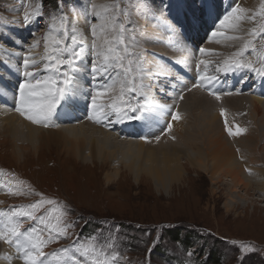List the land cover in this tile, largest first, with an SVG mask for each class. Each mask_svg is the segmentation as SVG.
<instances>
[{
  "label": "rangeland",
  "instance_id": "obj_1",
  "mask_svg": "<svg viewBox=\"0 0 264 264\" xmlns=\"http://www.w3.org/2000/svg\"><path fill=\"white\" fill-rule=\"evenodd\" d=\"M237 3L247 9L250 13L248 15L254 19L245 22L240 31L221 29L225 33L223 36H212L211 33L219 27V19ZM258 3L255 9H252L245 6L243 0H0V24L2 22L12 24L2 26L10 29V32L14 31L22 40L19 44V41L16 43L14 36L9 38L5 33L0 36L3 42L19 46L21 49L18 57L6 55L15 66L6 67L0 61V71L6 72L0 73V87L18 92L15 83L19 85L25 78L22 75L23 55L30 52V58L37 59L39 68L42 69L43 60L51 52L52 47L48 46L52 45L51 40H48L46 47V38L51 36L63 40L64 47H71V37L75 35L78 41L84 42L85 53L79 64L74 66L76 73L70 69L67 71L73 80L79 77L78 80L83 82L82 77L80 80L83 70L84 77L89 78L86 80L89 89L96 88L100 81L93 79L91 72L93 59L91 44L94 39L91 25L100 23L99 19H92V14L99 12L101 16L108 18L116 16L118 19L115 21L116 29H113L111 24L108 31L103 34L97 29L96 42L103 44L105 37L113 40L118 36L119 24L123 23L128 28L125 35L126 43L132 45L129 53L134 54L130 56L120 49V54L125 57L123 61L125 68L132 67L131 72L126 77L121 75L107 81L110 85L105 91L107 96L104 95V99L99 101L106 100L107 104L115 102L113 88L120 83L119 81L128 83L127 90L131 91L132 82L128 81L135 76V86L141 90L145 82L150 83V80L158 77V82L165 90L161 92L162 104L176 98L173 101L191 115L190 124L198 127L200 124L198 115L202 108L196 107L198 100L192 101L189 98L190 94L197 90L204 93L203 97L209 94L213 96L210 89H206L202 83L199 84L202 87H193L199 79L195 78V72L202 75L200 70L205 67L199 64V61H210L207 67L208 74L222 77L223 72H217V66L222 65L229 57L235 58V53L251 42L242 58L251 62L255 59L253 65L264 68V16L261 15L264 0H259ZM91 5H95V8ZM25 12L30 16L28 24L23 23ZM38 13L43 15L40 16ZM61 24H64V29L61 28ZM28 27L32 33L27 30ZM185 28L192 33L190 42L187 37L184 39ZM253 29L256 30L255 34ZM143 33L145 35H142ZM133 34L135 40L131 38ZM54 47L57 45L53 44ZM199 48L210 51L200 53ZM157 51L161 52L159 56ZM34 53L39 57L35 58ZM167 56L177 57L183 71L173 72L165 62ZM60 58H67V53L62 54ZM129 59L132 60L131 65L128 63ZM135 62L138 66L133 67ZM152 64H156L154 68L150 67ZM139 66L144 67L145 72ZM33 68L28 70L35 71V67ZM242 71L244 72L242 76L240 75L241 78L231 86L232 93L226 95L235 94L240 90H238V86L241 85L238 84L240 79L248 75L259 77L249 70L241 69L240 72ZM171 74L176 77L175 81L170 79ZM42 75L48 73L44 72ZM189 78L191 84L186 90H181L183 84L185 85V79ZM56 79L60 80V75ZM224 79L231 81L226 77ZM169 80L172 82H165ZM10 81L16 82L10 86ZM103 82L105 81H101ZM215 83L217 84V82L211 84V88L216 85ZM254 83L255 81L251 80L248 86ZM150 84L141 90L142 94L150 91L158 94V91H161L159 86L150 87ZM190 85L192 88H188ZM135 86L132 91L135 95L130 92L131 94L128 93L124 99L122 94L123 100H133L136 94L141 95L140 91L135 90ZM13 87L16 90H12ZM68 87L71 89L72 85ZM250 87H242L240 92L251 96L256 93L259 86L255 84ZM175 92L181 95L186 92V99L178 98ZM81 95L77 97L80 98ZM220 95L222 98L225 94ZM73 96L75 95L72 94ZM0 100L2 103L5 102L1 98ZM68 104L70 106L73 103L69 101ZM190 104L194 107L191 108ZM204 105L206 107V104ZM227 107L232 108L236 122L234 125L245 129L247 132L243 134L250 137L248 157L257 159L260 163L252 165L254 170L251 168L248 174H253V177H250L252 181L260 182L262 177L257 169H264V106H261L259 112L251 107L239 109L238 105L233 106L231 103ZM223 108L224 106H219L218 109ZM1 118L2 116H0L2 131ZM229 123L231 122L228 121ZM224 125L221 126L220 122L218 128L211 132L204 130L203 126L196 128L192 138L195 144L191 145L189 153L192 152L193 158H197V153H202L199 160L204 158L208 169L190 163L183 152L181 178L169 182L167 186L158 183L152 174L143 172L137 176L124 165L120 166L114 176L115 169L110 160L103 162L90 158L88 161L82 160L81 157L76 158L59 150L53 152L52 146L49 145L35 152L30 142L23 140L24 135L21 138L20 135L16 137L13 133H9V136L5 135L4 131L3 134L0 132L2 170L0 181H3V184H0V212L10 214L16 208L27 209L31 203L41 198L55 200L56 204H45L37 213L45 215L46 223H41L40 220H24L21 231L36 228L47 242L42 246V250L46 254L60 255L56 257V264L66 260L69 262L67 257L64 258L66 254H71L76 264H95L96 261H99V264H264V194L254 185L248 191L244 187L234 186L225 167L216 165L214 141L221 138L223 128H226ZM47 127L54 128L53 124ZM17 128L19 133L22 132L21 125ZM19 141V145L27 147L22 152L25 156H15L12 153L14 147L16 152L21 151L17 143ZM62 146L66 147L67 144L63 141ZM86 153L88 154L87 151ZM116 163H120L119 159ZM17 192L23 194H15ZM64 212L66 214H62ZM3 217L7 221V215ZM19 219L21 218H14ZM6 221L4 222L7 223ZM70 223L74 226L67 227V235L61 234L57 238L59 229ZM85 248L89 249L90 254L87 256L84 254Z\"/></svg>",
  "mask_w": 264,
  "mask_h": 264
},
{
  "label": "bare ground",
  "instance_id": "obj_2",
  "mask_svg": "<svg viewBox=\"0 0 264 264\" xmlns=\"http://www.w3.org/2000/svg\"><path fill=\"white\" fill-rule=\"evenodd\" d=\"M258 2L259 0H243V4L247 7H251L252 9H255V5L259 4ZM2 25L10 26L12 24L2 22L0 24V36L2 34L4 35L5 33V35L9 36V38L15 37L16 43H18L19 41V44H21L22 40L18 38V35L16 36L14 31L10 32V29ZM13 26H16V25H13ZM27 30L31 32V29H29V27ZM183 32H184L183 34L184 39H186L187 37L188 41L190 42L192 33L186 30V28L183 30ZM16 34H17V31H16ZM142 35H145V34L143 33ZM48 46H52L50 47L51 52H49L48 54L50 55L52 54L53 44L48 45ZM195 46L196 45H193V47ZM19 48H20L19 46H13V44L8 45L7 42H3L0 37V61L4 64V66L6 67L15 66L14 64L11 63L12 60H10L11 62L8 60V57H9L8 55L18 57L19 52H21V49ZM147 50L149 49L147 48ZM42 52L43 51H41V53ZM156 53L159 56L161 52L157 51ZM6 55L8 57H6ZM34 57L38 58L39 55L37 53H34ZM12 59L14 58L12 57ZM177 60L179 59H177V57L175 56H167L165 62L169 64V68H171L173 72H182L183 70H182L181 64L178 63ZM136 64L137 62L134 63L133 67ZM155 65L156 64L154 65L152 64L150 67L154 68ZM260 65L261 64H259V66ZM33 69L32 71H34ZM140 69L143 70L144 67H140ZM65 70H68V69H65ZM202 70L200 71L203 73ZM1 72H5V71H0V73ZM144 72H145V69H144ZM243 72L244 71L242 72L237 71L234 73L230 72L228 74L223 73V75L221 74L222 77H220L219 75V81L217 82V84L215 83L216 84L215 86L217 87L212 86L211 88V85L209 86L207 85V83L206 84L202 83L203 86H206V89L207 88L210 89L211 93L218 92L219 94L220 93L225 94L220 99H217L215 95L210 96V94L208 96L203 97L204 93L202 91H197V90H195L193 93L190 94L189 98H191L192 101L196 102L198 100L197 102L198 105H196V107L202 108V110L199 112V115H198V120L200 121V124L198 127L192 126L191 125L192 123L190 124L191 115H189L187 111L181 109L178 103H175V101H173L176 98L171 99V102H166V104L165 103L162 104V102L160 101V99L162 98L161 92H165V90H164V87H162V85L158 82L159 81L158 77L154 78V80H150L151 84L145 82L142 87L144 88L147 84H150L149 85L150 87L153 85H157L161 88L159 89L161 91H158L157 89L159 95L153 94V92L151 91L146 94L145 92H143L142 94L141 90H143V88H141L140 90L137 86H135V76H133V79L129 80L128 82H132L131 84L132 90L134 89V86H135V90L140 91L141 93V95L136 94L133 100L143 101L146 98L147 103H149V105H147L146 113L141 114L142 118L139 120H128L127 118H125L123 122H120V123H117L115 122V120H113L112 123L109 124L108 126H105L104 124L97 122L95 119L84 118L90 115L89 96L90 94L91 95L95 94L96 88L89 89V86L86 83V80L87 79L89 80V78L84 77L85 75H84L83 70H81L82 75L80 76V80H81V77L84 79L83 82L82 80L79 81L78 80L79 77H77L76 79L73 80L74 82H72L71 84L72 87L70 90H73L72 94L75 96L71 97L69 101L74 103L75 106L72 107V106H69L68 103H66L68 105L61 103L60 105H58L57 110L54 112L52 118L48 120L47 122H33V121L26 119L24 116H21L20 113L15 111V107L18 105V102H19L18 92L9 91L7 89H3L0 87L1 90L7 94L6 95L2 92L3 94L2 95L0 93V98L3 99V101H5L4 103H2L0 100V116H2L1 119L3 121V130L2 131L0 130V132L1 134L4 133L5 135H9V133H13L14 136L17 137L20 135L21 138L24 135L23 140H25V142L28 141V143L30 142L32 150H34L35 152H37L38 149H40L41 147H44L45 145H49V146H52L53 152L59 150V152L61 153L71 154L75 156L76 158L81 157L80 159L82 160L88 161L89 158L90 160H94V161L97 160L101 162L110 160V162L112 163V166L114 165L113 166V168L115 169L114 176L118 172L120 166L124 165L129 170L131 169L132 171H134V173L137 176H139L143 172H146V174L147 173L152 174L155 180L158 181V183H161L162 186H167L169 182L175 179L181 178V174L183 170L181 154L183 152H184L183 154L186 155V158L188 159L190 163L192 164L196 163L200 165V167L208 169V166L205 163V159L201 158L199 160V158L202 157V153L200 152L197 153V158H198L197 159V158H193V155L191 154L192 152L191 153L189 152L191 150V145L195 144L192 138H194V132L196 128L203 126L204 130L211 132L215 128H218L220 122H221V126L222 124H225V118L223 119L224 116L221 114V109H218L219 106H224L226 113H227V118H229L227 119V121L231 122L228 125H230V127L233 129V132H235L236 130V126L234 125V123L236 124V122H235V117L233 116V113L231 111L232 108L230 109L229 107H227L229 103H231L233 106L238 105L239 109L251 107L256 112H259L261 106H264V77H261V76L252 77L248 75V77H244L243 79L239 80L238 84H241V85L240 87L238 86V90L239 89L241 90L242 87L247 88V87L257 84L259 87L257 89L258 91L256 90L255 94L248 96L246 94L241 93L239 90L235 94L233 93L230 95L227 94L228 96L226 95V93H232L231 86L233 85V83L235 85V83L237 82V79L241 78L242 76L241 74ZM42 73H40L41 75H39V77H36V78L38 79L41 78V80H43L45 75H42ZM199 75L196 74L195 72V78H199ZM58 76L59 74L55 75L54 79H56V77ZM186 76L188 77L187 74ZM224 77H226L227 79L228 78L231 79V81L228 82V80L224 79ZM170 79L172 81L176 80V77L174 76V74H171ZM171 80L165 81V82H172ZM222 80L223 82L225 81L226 83L225 82L221 83ZM251 80L255 81V83L253 85L248 86V83H250ZM29 81L31 82L32 79ZM15 82L10 81L9 85L12 86V84ZM95 82H92V83L96 84ZM119 82L120 83L114 86L113 88L114 89L113 95L115 98V103L121 104L120 98L123 95H124L123 98L125 99V97L129 95L128 93L131 92L134 95L135 93H133L132 91H128L129 90V87L127 86L128 83H125V81L124 82L119 81ZM219 82L221 84H219ZM15 84H16V87L18 88V84L17 83ZM189 84H191L190 78L187 80L185 79V85L183 84V87L181 88V90L183 91L186 90ZM202 85L201 86L199 85V86L202 87ZM191 86L192 85H190L188 88H192ZM11 89L16 90L14 89V87ZM122 89H123V92L121 91ZM250 89H252V87H250ZM176 90L177 89L175 88V91ZM83 92L84 94L82 96L81 94ZM175 94L178 95L179 96L178 98L182 100L184 98L186 99L185 97L186 92L184 95L178 94V92H175ZM78 95H81L82 97L80 96L79 98L77 97ZM105 95L107 96V94ZM167 98H169V95L167 96ZM103 99H104L103 97H99L98 103L104 102L105 104H107L105 102L106 100L99 101ZM154 99L156 101H154ZM204 104H206V107H204L205 106ZM164 105H168L169 107L165 108ZM189 106L191 107V104ZM192 107L194 106L192 105ZM168 108H171V109L168 110ZM177 112L180 115V119L178 120L172 119V116ZM85 119L86 121H84ZM165 121L167 122V124L168 123L172 124L171 130H166L167 124H165ZM163 122L164 124H162ZM43 123L45 124L42 125ZM51 124H53L54 128L47 127L48 125H51ZM18 125L19 126L21 125L20 130L22 132L20 133H19V129L17 128ZM246 132L247 131H244L243 133H246ZM243 133L239 135H233V134H229L226 128L225 129L223 128V134H221V138L214 141L216 143L214 146L215 150L213 151L215 155V159H216L215 163L216 165H222L223 167H225V170L230 174L229 178L232 184H234V186L244 187L248 191L250 190V188H253L252 186L254 185L260 191H263V194H264V169L263 168L257 169V171H259L262 177L260 182L255 183L254 180L252 181L250 179V177H253V174L251 175L248 174L251 172V168L254 170L252 165H255V163H260V161L257 159L255 160L254 158L248 157V154H247L248 145H249L248 138L250 137L248 134L244 135ZM145 136L148 137L147 140L143 139V137ZM157 136L160 137L159 140L156 139ZM20 141L17 143H18V146H20L21 151L18 152L19 150L17 149L18 151L16 152V149H15L16 147H14L12 150L13 151L12 153H14L15 156L20 155L21 157V156H25V154L22 152H24L27 149V147H24L21 144L19 145ZM63 141H64V144L65 143L67 144L66 147L62 146ZM86 151L88 152V154L86 153ZM118 159L120 161L119 164L116 163V160ZM195 159H197V162H195ZM115 164H117V166H115ZM0 219L6 221V219L3 216H0ZM0 231H6L3 228L2 224H0ZM14 240L15 238H13L12 243H9L7 242L6 239H0V264H25V261L23 260V252H24L23 244L25 242L24 237H21V246L19 247L14 242ZM66 255L64 258L67 257L70 260L69 261L70 264H76L74 263L75 261L72 259L71 254H66ZM69 255L71 256V258ZM57 256H60V255L54 254V253L47 254L46 257L44 258V264H56ZM71 259H72V263H71ZM69 262L66 260L62 262L61 264H69Z\"/></svg>",
  "mask_w": 264,
  "mask_h": 264
},
{
  "label": "snow or ice",
  "instance_id": "obj_3",
  "mask_svg": "<svg viewBox=\"0 0 264 264\" xmlns=\"http://www.w3.org/2000/svg\"><path fill=\"white\" fill-rule=\"evenodd\" d=\"M92 8H95V5H91ZM42 16L43 13H38ZM261 15L264 16V4L261 5ZM92 19H99L100 23H93L91 25L93 41L91 44V56H92V67L91 72L93 73V79L96 81H105L103 83H98L95 89V94L89 96V112L90 115L88 119H95L97 122L108 126L115 122H123L125 118L128 120H139L142 118L141 114L146 113L147 110V99L143 101H134V100H123L121 97V104L118 103H98V98L105 95V91L110 85L107 81L114 80L116 77L121 75L128 76L131 72V68H125L123 63L125 57L120 54V49L122 48L125 53H128L130 56L134 55L129 53V48L132 46L126 43L125 35L128 30L123 23H120L118 26V36L113 40H108L105 37L103 44H98L95 40L97 36V29L100 33L103 34L109 29L111 24L113 29L117 28L115 21L118 19L116 16L111 18L101 16L99 12L92 14ZM254 19L253 16L248 15V10L241 7L238 3L223 15L219 19V27L211 33L212 36H223L225 33L221 29H230L232 31L242 30V25L248 20ZM30 22V16L25 12L23 17V23L28 24ZM131 23H129V26ZM61 28L64 29V24H61ZM253 34L256 33V30L253 29ZM66 33V29H65ZM135 40V35L131 37ZM48 40H51V43L57 45L52 49V54L47 55L43 60V69L39 68V62L30 58L31 53H26L23 58V79L18 85V105L15 107V111L24 116L26 119L33 122H47L50 120L57 110L58 105L62 102L68 103L69 99L72 97V92L68 86L73 82V77L69 75V71L65 69H70L72 72L76 71L75 65L79 64L80 58L85 53V48L83 46V41H78L77 37L73 35L71 37V47H64V41L58 40L53 37L46 38V47ZM110 45H115L112 47ZM251 42L245 44V46L239 49L235 53V58L229 57L225 60L222 65H218L216 68L217 72H223L228 74L230 72H237L241 69H246L251 72L256 73L257 75L264 77V68H257L253 65L251 61H246L242 58L244 52L249 48ZM209 49L199 48L200 53L209 52ZM67 53V58H60L62 54ZM129 65L132 64V60L129 59ZM211 62L201 60L199 64L204 65L203 74L199 76L197 84L193 87H198L200 83L207 82V85H211L214 82L219 81L218 75H209L207 72V67ZM35 67V71H29V68ZM41 72L48 73L45 75L43 80L36 78L40 75ZM59 74L61 79L56 80L54 76ZM28 78H32L30 82ZM40 86V87H38ZM123 92V89L121 90ZM131 91H134L131 90ZM213 95L217 99H220L221 96L218 92H213ZM182 98V97H181ZM75 106L73 103L70 105ZM165 108L169 107L164 105ZM221 114L225 117V126L229 134L239 135L242 134L245 129L236 126L235 132L233 129L228 127L227 113L225 109H221ZM172 119H180L179 113H175L172 116ZM172 124L168 123L166 130H171ZM159 136L156 137L159 140ZM147 140L148 137H143ZM2 171V170H0ZM22 183V182H21ZM0 184H3V181H0ZM15 194H23L22 192H17ZM42 195V194H41ZM57 202L53 199H44L31 203L27 209L25 208H16L10 214L0 212V216L7 215V223L0 220V224L3 225V228L6 231H0V239H6L7 242L12 243L13 238L17 246H21V237H24V252L23 260L25 264H44V258L46 253L42 250V246L47 242L41 237L40 232L36 228H31L30 230L21 231L24 220L36 221L40 220L41 223H46V218L44 214L37 215L38 212L43 208L45 204L54 205ZM47 212V210H45ZM66 214V212L62 213ZM19 217L21 219L14 220V218ZM74 226L71 223L65 225L64 228L59 229L57 232V238L62 235H67V227ZM66 250V249H65ZM67 251V250H66ZM84 254L89 255V249H84ZM95 264H99V261H96Z\"/></svg>",
  "mask_w": 264,
  "mask_h": 264
}]
</instances>
